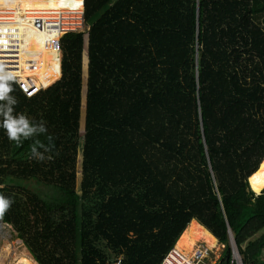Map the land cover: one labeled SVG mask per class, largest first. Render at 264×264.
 I'll use <instances>...</instances> for the list:
<instances>
[{
  "label": "trees",
  "instance_id": "16d2710c",
  "mask_svg": "<svg viewBox=\"0 0 264 264\" xmlns=\"http://www.w3.org/2000/svg\"><path fill=\"white\" fill-rule=\"evenodd\" d=\"M32 1L19 6L67 0ZM83 7L60 67L31 39L43 64L21 78L55 82L27 98L0 78L37 129L0 128V196L23 197L2 221L37 264H160L191 220L223 245L215 264L233 261L229 230L242 264H264V189L248 184L264 159V0Z\"/></svg>",
  "mask_w": 264,
  "mask_h": 264
},
{
  "label": "built area",
  "instance_id": "2783aa9c",
  "mask_svg": "<svg viewBox=\"0 0 264 264\" xmlns=\"http://www.w3.org/2000/svg\"><path fill=\"white\" fill-rule=\"evenodd\" d=\"M12 1L0 6V78H12L19 91L31 98L51 85L40 88L30 74L21 78L25 72H32L43 64L32 53V37L41 35V46L60 65V38L67 32L79 31L83 26V0H67L65 4L49 1L45 9L22 8L20 0L16 5ZM5 227L0 220V232ZM210 255V247L196 242L190 257L172 248L160 264H200ZM232 260L234 264H241L236 254L232 255Z\"/></svg>",
  "mask_w": 264,
  "mask_h": 264
},
{
  "label": "rangeland",
  "instance_id": "374dc122",
  "mask_svg": "<svg viewBox=\"0 0 264 264\" xmlns=\"http://www.w3.org/2000/svg\"><path fill=\"white\" fill-rule=\"evenodd\" d=\"M32 2L37 3L38 0H34ZM84 27H87V26H85L83 24V26L80 28V30H83ZM60 63H61V57H60ZM59 67H60V65H59ZM60 74L61 73H60V68H59V74H58L56 81L58 80V78H60ZM53 82H55V81H53ZM41 88H43V87H41ZM81 140H82V135L80 136V141ZM81 143H82V141H81ZM77 160L79 163V161H80L79 155L77 157ZM76 169H77V178L79 181V176H80L79 164L77 165ZM263 189H264V187H263ZM6 193L8 196H10V202L14 201L16 203H20L22 201L23 197H22L21 193H17L15 191L5 192V194ZM0 220H2V219L0 218ZM4 225H6V227L0 232V264H20L19 260L22 257H27V258H30L33 260L32 256L27 251V249L24 246V244L22 243V241L18 238L17 232L15 229H13L12 225L9 223H5V222H4ZM198 243L205 244L202 241H198ZM195 244H196V242L194 243V245ZM194 245H193V247H194ZM174 247H175V245H174ZM222 251H223V245L218 243L217 248H211V255L209 256V258L200 264H210L213 260L215 261L216 259H219V257L222 254ZM187 257H190V256H187Z\"/></svg>",
  "mask_w": 264,
  "mask_h": 264
},
{
  "label": "bare ground",
  "instance_id": "6f19581e",
  "mask_svg": "<svg viewBox=\"0 0 264 264\" xmlns=\"http://www.w3.org/2000/svg\"><path fill=\"white\" fill-rule=\"evenodd\" d=\"M38 36H41L38 34ZM44 87V86H42ZM41 88V87H40ZM248 181L251 188L257 193L264 187V159L260 163L257 170L249 176ZM202 241L210 248H217L215 237L209 233L197 221H191L186 229L180 234L176 243L175 249L181 251L186 256H191L193 245L195 242ZM204 244V245H205ZM20 264H36L32 259L22 257L19 260Z\"/></svg>",
  "mask_w": 264,
  "mask_h": 264
},
{
  "label": "clouds",
  "instance_id": "9594fccd",
  "mask_svg": "<svg viewBox=\"0 0 264 264\" xmlns=\"http://www.w3.org/2000/svg\"><path fill=\"white\" fill-rule=\"evenodd\" d=\"M9 91L10 88L8 85L0 83V100L6 101L5 104L0 105V116L3 117V119L0 120V128L5 130L9 139L19 142L21 137H28L33 132L37 131V129L34 126H30L28 120L22 114L18 116L12 115L11 105L15 103V100L8 95ZM39 130L43 131L42 128ZM32 151L36 153L35 147H33ZM9 203L10 201L7 198L0 196V211L6 209ZM217 260L218 259H216L215 262ZM215 262H213V264H215Z\"/></svg>",
  "mask_w": 264,
  "mask_h": 264
},
{
  "label": "water",
  "instance_id": "95a60500",
  "mask_svg": "<svg viewBox=\"0 0 264 264\" xmlns=\"http://www.w3.org/2000/svg\"><path fill=\"white\" fill-rule=\"evenodd\" d=\"M60 76H61V74H60ZM58 79H59V78H58ZM258 167H259V166H258ZM248 184H249L250 189H251L253 192H255V191L251 188L249 181H248ZM261 190H262V189H261ZM261 190H260L259 192H261ZM259 192H257V193L255 192V193L258 194ZM229 241H230V246H231V249H232V254H236V255L239 256V253H238V251H237V249H236V245H235V242H234V239H233V236H232L230 230H229Z\"/></svg>",
  "mask_w": 264,
  "mask_h": 264
},
{
  "label": "crops",
  "instance_id": "0c3cea01",
  "mask_svg": "<svg viewBox=\"0 0 264 264\" xmlns=\"http://www.w3.org/2000/svg\"><path fill=\"white\" fill-rule=\"evenodd\" d=\"M192 221V220H191ZM190 221V222H191ZM193 221H196V220H193ZM186 229V228H185ZM216 239V238H215ZM216 243L218 244L217 240H216ZM213 262H215L214 260L211 262V264H213ZM37 264V263H36Z\"/></svg>",
  "mask_w": 264,
  "mask_h": 264
}]
</instances>
